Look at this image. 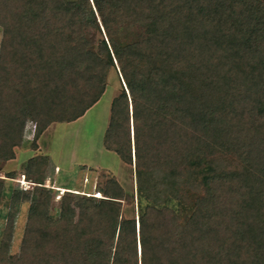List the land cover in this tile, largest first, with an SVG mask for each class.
Here are the masks:
<instances>
[{
    "label": "trees",
    "instance_id": "1",
    "mask_svg": "<svg viewBox=\"0 0 264 264\" xmlns=\"http://www.w3.org/2000/svg\"><path fill=\"white\" fill-rule=\"evenodd\" d=\"M0 30V172L29 118L35 140L77 121L114 69L104 148L135 176L131 194L111 174L100 198L64 189L53 215L31 158L0 264H264V0H0Z\"/></svg>",
    "mask_w": 264,
    "mask_h": 264
},
{
    "label": "rangeland",
    "instance_id": "2",
    "mask_svg": "<svg viewBox=\"0 0 264 264\" xmlns=\"http://www.w3.org/2000/svg\"><path fill=\"white\" fill-rule=\"evenodd\" d=\"M132 33V34H131ZM143 30L133 27L127 38H137ZM2 32L0 30V46ZM109 83L101 100L82 118L71 123L52 124L39 138L33 139L34 120L26 122L23 142L15 149L16 158L7 162L0 172L5 179L4 191L7 194L0 205V247L5 231L13 224L10 255L18 256L21 252L24 234L28 223L31 202L21 201L13 205V195L24 189L34 192L35 184L25 180V164L35 157H46L49 164L45 168L44 188L52 192L54 201L51 213H58L60 198L65 194L61 187H67L75 195H96L98 187L105 183L103 175L116 177L128 193H135V176L130 166L122 163L119 156L104 148V135L109 123L110 107L114 97L122 89V82L116 70L108 77ZM59 166L61 171L57 169ZM60 171V172H59ZM13 174L14 179L7 178ZM30 195V196H31ZM127 216L134 215V206L125 208ZM75 220V219H73Z\"/></svg>",
    "mask_w": 264,
    "mask_h": 264
},
{
    "label": "crops",
    "instance_id": "3",
    "mask_svg": "<svg viewBox=\"0 0 264 264\" xmlns=\"http://www.w3.org/2000/svg\"><path fill=\"white\" fill-rule=\"evenodd\" d=\"M55 167H57V169H59V170L61 171V168H60L59 166H55ZM60 171H59V172H60ZM61 189H63V190L65 189V190H67V187H61Z\"/></svg>",
    "mask_w": 264,
    "mask_h": 264
},
{
    "label": "bare ground",
    "instance_id": "4",
    "mask_svg": "<svg viewBox=\"0 0 264 264\" xmlns=\"http://www.w3.org/2000/svg\"><path fill=\"white\" fill-rule=\"evenodd\" d=\"M98 196H99V198H100V194H97Z\"/></svg>",
    "mask_w": 264,
    "mask_h": 264
},
{
    "label": "built area",
    "instance_id": "5",
    "mask_svg": "<svg viewBox=\"0 0 264 264\" xmlns=\"http://www.w3.org/2000/svg\"><path fill=\"white\" fill-rule=\"evenodd\" d=\"M24 181H25V179H24ZM26 190V189H25Z\"/></svg>",
    "mask_w": 264,
    "mask_h": 264
}]
</instances>
